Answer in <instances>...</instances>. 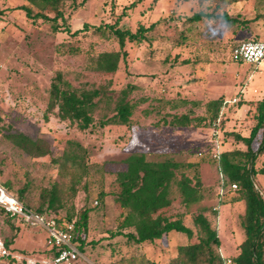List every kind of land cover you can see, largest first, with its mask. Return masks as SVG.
Returning a JSON list of instances; mask_svg holds the SVG:
<instances>
[{
  "label": "rangeland",
  "instance_id": "374dc122",
  "mask_svg": "<svg viewBox=\"0 0 264 264\" xmlns=\"http://www.w3.org/2000/svg\"><path fill=\"white\" fill-rule=\"evenodd\" d=\"M80 1L76 0L77 4ZM133 1L135 5L127 7ZM69 3L64 6V22L70 29L81 28L84 22L114 23L122 10L126 14L119 25L131 30L139 23L157 24L145 40L126 42V64L120 57L117 69L107 73L99 66L98 56L119 50L113 37L91 28L75 36L54 30L51 21L26 17L18 8L27 4L25 0H0V184L6 187L7 183L16 195L17 189L28 183L26 195L36 205L40 190L56 176L53 160L67 147L68 139L80 140L88 149L89 176L86 190L78 193L74 205L75 210L84 205L93 208L87 233V241L93 242L81 250L83 258L76 264H108L133 255L137 247L123 236H110L116 229L118 210L110 197L105 202L97 199L100 188L114 186L104 163L121 160L137 150L145 151L150 160L170 155L184 164L180 171L201 181L199 200L189 204L182 201L175 182L170 190L168 213L180 218L193 235L189 238L171 230L144 245L147 257L165 262L175 254L178 244L196 241L200 234L194 222L197 213H203L215 228L220 240L216 251L232 257L244 237L240 219L245 202L238 199L237 189H220L218 161L212 152L245 150V144L235 140L231 132L246 135L254 122L255 102L264 93V61L259 66L240 63L230 54L241 41L264 39V17L247 27L228 26L221 18L187 21L198 10H212V0H86L74 10ZM226 10L241 18L264 16V0L239 1ZM57 72L77 91L101 89L92 111L94 124L86 131L75 130L74 123L60 119L56 109L48 111L50 82ZM128 85L132 87L127 89V100L135 105L129 123L101 125V120L114 113L121 91ZM240 90L245 100L222 104L218 115L211 118L210 100H231ZM241 102L248 106L238 110ZM173 114H188L191 121L186 125L168 123ZM218 119L214 134L211 124ZM18 132L42 139L49 152L33 156L19 148L7 137ZM256 145L253 141L252 147ZM189 163L191 166H185ZM263 165L264 153L255 160L256 168ZM255 180L264 191V174L256 173ZM70 204L65 202L61 214L71 211ZM15 224L20 234L13 247L34 257L43 256L46 232ZM11 232L10 222L0 211V234Z\"/></svg>",
  "mask_w": 264,
  "mask_h": 264
},
{
  "label": "trees",
  "instance_id": "16d2710c",
  "mask_svg": "<svg viewBox=\"0 0 264 264\" xmlns=\"http://www.w3.org/2000/svg\"><path fill=\"white\" fill-rule=\"evenodd\" d=\"M25 1L27 4L18 8L24 10L26 17L51 21L54 30H62L75 36L91 28L104 37H113L118 43L119 50L101 52L98 56L99 66L107 73H113L117 69L120 57L126 64V42L145 40L147 33L157 24L156 21L148 25L139 23L135 30H131L129 27L119 25L120 19L126 14L125 10H122L114 23L90 25L84 22L81 28L70 29L64 22V6L68 0ZM85 1L81 0L79 3ZM212 1L214 3L212 10H198L187 17V21L198 22L202 18H221L228 26L247 27L252 23H258V20L264 17L262 14H256L250 18H241L227 12L228 5L248 0ZM135 3V1L131 2L127 7H133ZM78 4L76 0H70L68 6L74 10ZM131 87L128 85L121 91V96L114 106V113L101 120V125L129 123L135 106L127 100V89ZM100 91V88L77 91L70 87L69 82L63 80L61 72H57L50 82L48 111L56 109L60 119L74 123L75 130L86 131L94 124L92 111L97 105L95 98L100 95ZM237 98L236 103L243 101L241 90L238 92ZM222 104L226 103L222 102L221 98L212 99L207 103V107L212 113L211 118L218 115ZM171 117L168 122L171 124L186 125L191 121L188 114H173ZM252 117L254 122L247 135L231 132L235 140L245 144V150H226L221 152L217 158L221 174L220 189L223 190L224 187L230 189L231 184L235 183L236 188L234 189L239 192L238 199L245 202V210L240 219L244 237L238 244L237 253L228 257L230 262L227 263L228 258L216 251L220 240L215 228L203 213H197L194 216V222L200 229L196 241L178 244L175 254L165 262L147 257L144 245L160 239L171 230L183 232L189 238L192 237V229L185 225L180 218L172 217L168 213L172 203L170 190L172 183L175 182L182 201L189 204L199 200L201 181L198 176H188L180 171L184 164L170 155L159 160H150L147 159L145 151L137 150L121 160L107 161L103 165L104 171L113 176L114 186L109 190L100 188L97 192V199L105 202L110 197L118 210L116 229L111 231L110 236H123L129 244L131 242L137 247L133 255L121 256L108 264H264V191L260 189L255 180L256 173L264 174V165L260 168L255 167L256 158L264 153V93L255 102ZM7 137L16 146L33 156L49 152L47 146L43 147L42 144L45 145L46 142L42 139H32L21 132L7 134ZM253 141H257L255 148L252 147ZM87 158L86 145L78 139H68L67 147L53 160L57 164L56 176L48 187L45 186L40 190L39 202L36 205L32 204L26 195L29 189L28 183L17 189L16 195L8 190L7 183H5L6 187L2 183L0 184L23 205L37 213L56 219L59 225L73 222L75 241L80 250H83L88 242H93L92 240L87 241L89 220L93 208L84 205L75 210L74 205V198L87 187L89 176ZM185 166H191V164ZM177 171H180L179 178H176ZM66 201H71V211L61 214L60 210ZM0 211L4 213L12 228V232L8 236L0 234L5 246L11 251L28 254L27 251H20L13 247L20 234L15 221L28 227L31 226L25 224L19 216L11 215L1 207ZM49 211H52V214L48 213ZM54 252V249L52 251L46 249L45 255ZM9 263L11 262L9 261Z\"/></svg>",
  "mask_w": 264,
  "mask_h": 264
},
{
  "label": "built area",
  "instance_id": "2783aa9c",
  "mask_svg": "<svg viewBox=\"0 0 264 264\" xmlns=\"http://www.w3.org/2000/svg\"><path fill=\"white\" fill-rule=\"evenodd\" d=\"M231 59L238 62L250 63L259 66L264 61V39L245 40L236 44L231 50ZM237 97L225 100V103H235ZM220 120L211 124L213 132L217 131ZM213 158H219L218 152H212ZM221 175V174H220ZM236 188V184H231ZM0 207L11 215H17L31 226L39 227L46 232L47 250H55L50 255L34 257L9 250L0 236V264H76L83 258L82 252L75 241V227L73 222L59 225L56 219L37 213L23 205L15 196L0 185ZM9 261L11 263H9ZM230 259H227V263Z\"/></svg>",
  "mask_w": 264,
  "mask_h": 264
},
{
  "label": "crops",
  "instance_id": "0c3cea01",
  "mask_svg": "<svg viewBox=\"0 0 264 264\" xmlns=\"http://www.w3.org/2000/svg\"><path fill=\"white\" fill-rule=\"evenodd\" d=\"M253 91L255 92L256 90L255 89H253ZM257 92V91H256ZM262 95L263 94H261L260 95V97L259 98H261L262 97ZM242 97H243V100H245V96L244 95H242ZM245 106H248L246 103H242L241 105H240V108H238V110H241L243 107H245ZM231 123H233L232 125H235V122H231ZM233 130L235 131V128H233ZM248 132H249V130H248ZM248 134V133H247ZM246 134V135H247ZM242 135H244V134H242Z\"/></svg>",
  "mask_w": 264,
  "mask_h": 264
}]
</instances>
